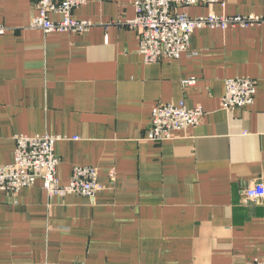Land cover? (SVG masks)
<instances>
[{"label": "crops", "instance_id": "obj_1", "mask_svg": "<svg viewBox=\"0 0 264 264\" xmlns=\"http://www.w3.org/2000/svg\"><path fill=\"white\" fill-rule=\"evenodd\" d=\"M223 1L187 14L264 18V0ZM37 15L34 0H0V166L14 163L15 136L61 137V184L96 167L103 189L94 200L50 198L39 182L0 191V264L263 261L264 201L243 191L264 185V27L197 31L179 59L146 64L126 25L134 0L74 10L87 34L33 29ZM234 78L254 80L256 99L226 111ZM181 101L203 109L200 125L150 142L153 109Z\"/></svg>", "mask_w": 264, "mask_h": 264}, {"label": "built area", "instance_id": "obj_2", "mask_svg": "<svg viewBox=\"0 0 264 264\" xmlns=\"http://www.w3.org/2000/svg\"><path fill=\"white\" fill-rule=\"evenodd\" d=\"M38 12L32 22L33 29L45 33L87 34L91 22L80 21L73 16L74 10L86 6L90 1L109 2L112 0H34ZM224 5L223 0H134L137 18L126 25L141 31L139 54L146 64H157L164 59L176 60L190 49L193 34L203 30L244 29L264 27V18L256 16L190 17L182 9L197 6ZM51 16L59 18L52 19ZM8 28L0 26V36ZM185 87H193L195 80H185ZM256 82L250 78L228 79L223 96L226 111L245 109L256 99ZM152 122L148 140L154 144L171 141L178 132L195 129L200 125L204 111L201 107L189 109L185 101L176 104L160 103L152 111ZM61 137L41 135L15 136V160L13 164L0 166V191L13 196L25 188L41 183L50 198L82 196L94 200L103 187L98 183L99 170L96 167L76 166L71 181L62 185L58 179L59 157L55 146ZM77 139V138H75ZM114 172L111 177H114ZM246 204L264 201V185L254 184L243 191ZM247 264H264L254 260Z\"/></svg>", "mask_w": 264, "mask_h": 264}, {"label": "rangeland", "instance_id": "obj_3", "mask_svg": "<svg viewBox=\"0 0 264 264\" xmlns=\"http://www.w3.org/2000/svg\"><path fill=\"white\" fill-rule=\"evenodd\" d=\"M188 9H189V8H188ZM182 11L187 13L188 10H187V9H182Z\"/></svg>", "mask_w": 264, "mask_h": 264}]
</instances>
